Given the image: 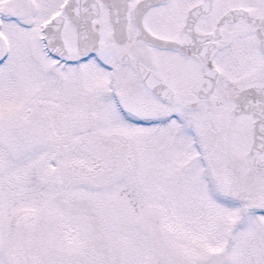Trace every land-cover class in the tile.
Segmentation results:
<instances>
[{"label": "snow or ice", "instance_id": "snow-or-ice-1", "mask_svg": "<svg viewBox=\"0 0 264 264\" xmlns=\"http://www.w3.org/2000/svg\"><path fill=\"white\" fill-rule=\"evenodd\" d=\"M0 264H264V0H0Z\"/></svg>", "mask_w": 264, "mask_h": 264}]
</instances>
